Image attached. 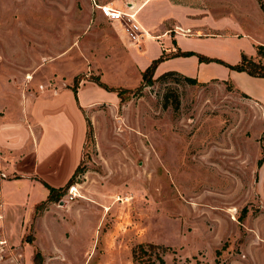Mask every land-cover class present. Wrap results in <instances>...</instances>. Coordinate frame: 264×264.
Returning a JSON list of instances; mask_svg holds the SVG:
<instances>
[{"label": "rangeland", "instance_id": "obj_1", "mask_svg": "<svg viewBox=\"0 0 264 264\" xmlns=\"http://www.w3.org/2000/svg\"><path fill=\"white\" fill-rule=\"evenodd\" d=\"M93 5L0 0V264H264L254 1L152 0L137 40Z\"/></svg>", "mask_w": 264, "mask_h": 264}, {"label": "crops", "instance_id": "obj_2", "mask_svg": "<svg viewBox=\"0 0 264 264\" xmlns=\"http://www.w3.org/2000/svg\"><path fill=\"white\" fill-rule=\"evenodd\" d=\"M92 1V0H91ZM95 2V4L97 5H108V6H111L112 8L114 9H118L120 11H122L123 13L127 14V15H135V21L136 23L138 24V26L144 30V32H146V28L148 26H146V24L143 22V21H139L137 20V17L138 15H140V13L145 9V7L148 5V2L152 1V0H93ZM254 3H255V8H256V13L260 14L262 17H264V0H262V5L259 3L258 0H253ZM147 3V4H146ZM122 4L124 9H120L119 8V5ZM219 5V4H218ZM220 6V5H219ZM218 6V7H219ZM89 9L92 10L90 4H89ZM93 9L95 10L94 12L97 14L99 13V16H101L103 19L107 20L106 18H104L100 12L94 7V5L92 6ZM90 11V10H89ZM232 13V12H231ZM233 17H235L236 19H240L242 20L243 17H247V14L245 11H242L241 8H238L236 7L235 10L233 11L232 13ZM108 21V20H107ZM114 23H118V22H114ZM119 24V23H118ZM121 25V24H120ZM118 35L120 37H124L125 35L122 33V28L121 30H119L118 32ZM148 35L147 32L145 33V36ZM175 50V49H174ZM250 57H253V59H257L258 56L254 55V56H250ZM237 77H241L242 75H245L246 73L245 72H236L235 73ZM247 75V74H246ZM250 76V75H249ZM31 76L30 75H27L26 78H28ZM254 77V76H252ZM256 79H260V80H264V77H255ZM29 79V78H28ZM243 90V89H242ZM244 91V90H243ZM245 92V91H244ZM247 93V92H246ZM249 95L253 96L256 100H258L259 102H262V98L259 97V96H256L254 94H250L248 93ZM263 103V102H262ZM47 198H48V195H47ZM35 205V204H34ZM34 205H32L31 207H33ZM4 241V240H2ZM6 241H4L3 243L5 244ZM5 248V246L3 247ZM32 253V252H31ZM23 256V255H22ZM33 256V257H32ZM43 257V256H42ZM12 259H15L16 258V254H14L12 252V256H11ZM33 258H34V253L31 254V261L28 263V264H31L32 261H33ZM26 264V263H25ZM42 264H47V260H45L43 258V262Z\"/></svg>", "mask_w": 264, "mask_h": 264}, {"label": "trees", "instance_id": "obj_3", "mask_svg": "<svg viewBox=\"0 0 264 264\" xmlns=\"http://www.w3.org/2000/svg\"><path fill=\"white\" fill-rule=\"evenodd\" d=\"M258 54H259V57L264 56V47L263 46H258ZM251 66L259 68V70H261L262 73H258L256 71H253L251 69ZM231 68L233 70H236V71H239V72H246L247 74L252 75V76L264 77V65L261 64L258 61H255L250 56L248 57V56L244 55L242 57L241 61L236 63L235 65H232ZM172 74H178V73H176L175 71L163 73V74H161L159 76V78L163 79L166 76L172 75ZM147 78H149V80L150 79L152 80V71H151V68L149 66L147 67V69L144 72L143 83H147L148 82ZM183 78L189 83H192V82L196 81L195 77H189V76H184L183 75ZM78 170L79 169L77 168L74 171V173L72 174V176L70 177V179H69V181L67 182L66 185H70L72 183L73 177H74V175L76 174V172ZM48 189H49V194H48L47 200L51 201V200H53V198L57 197L60 194V191L63 189V187L54 188V187L48 186ZM42 262H43L42 254L40 252H36L35 255H34V258H33V264H42ZM161 262H162V264H164L162 260H161Z\"/></svg>", "mask_w": 264, "mask_h": 264}, {"label": "built area", "instance_id": "obj_4", "mask_svg": "<svg viewBox=\"0 0 264 264\" xmlns=\"http://www.w3.org/2000/svg\"><path fill=\"white\" fill-rule=\"evenodd\" d=\"M96 9L99 10L100 14L106 18L110 22H119L120 24H125L124 30L132 40H137L140 36V27L138 24L129 16L125 15L124 13L108 6V5H97L95 4ZM127 17V18H126ZM126 18V19H125ZM124 20H126L124 22ZM130 23V24H129ZM75 190L74 186L70 187L69 191ZM4 241H0V245L4 244Z\"/></svg>", "mask_w": 264, "mask_h": 264}, {"label": "bare ground", "instance_id": "obj_5", "mask_svg": "<svg viewBox=\"0 0 264 264\" xmlns=\"http://www.w3.org/2000/svg\"><path fill=\"white\" fill-rule=\"evenodd\" d=\"M123 13V12H122ZM125 14V13H124ZM125 15H127V14H125ZM127 16H129V17H131L134 21H135V15H127ZM136 22V21H135Z\"/></svg>", "mask_w": 264, "mask_h": 264}]
</instances>
